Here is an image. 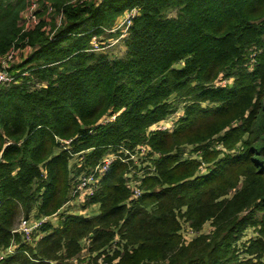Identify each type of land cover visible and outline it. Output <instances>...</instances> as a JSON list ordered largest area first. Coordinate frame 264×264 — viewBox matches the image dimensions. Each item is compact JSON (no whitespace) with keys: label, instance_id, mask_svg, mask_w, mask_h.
Wrapping results in <instances>:
<instances>
[{"label":"trees","instance_id":"16d2710c","mask_svg":"<svg viewBox=\"0 0 264 264\" xmlns=\"http://www.w3.org/2000/svg\"><path fill=\"white\" fill-rule=\"evenodd\" d=\"M37 2L40 22L22 33L31 0H0V56L32 47L0 87V251L20 244L0 264H74L88 236L89 264H264V0ZM132 7L122 55L90 50ZM181 102L171 131L151 130ZM140 145L149 159L117 158L102 176L98 212H65L32 243L13 232L21 215L55 214L104 156Z\"/></svg>","mask_w":264,"mask_h":264},{"label":"built area","instance_id":"2783aa9c","mask_svg":"<svg viewBox=\"0 0 264 264\" xmlns=\"http://www.w3.org/2000/svg\"><path fill=\"white\" fill-rule=\"evenodd\" d=\"M83 1L85 0H71V2H83ZM38 8H39V4L37 0H31V4L29 5V7L22 12L21 25L23 27L22 26L21 27L23 32L29 31L39 24L40 18L36 14V10ZM54 12H55V8L49 5L47 8V14L48 15L54 14ZM138 14H139L138 7H132L126 10L123 13V15L118 19V21L115 23V25L112 26V28L105 29V31H109V32L120 31L119 37L114 42L111 41L108 44H105L103 39H101L98 35H94L90 42L91 44L90 50L94 52L105 50V48L114 45L119 40V38H125L129 33V28L133 24V20ZM56 22L58 26L62 24L63 13H59L56 16ZM31 51H32V47L28 44H26L25 46L14 45L13 48L10 49L6 54L0 56V87L3 85H10L17 81V76H15L9 69L12 65L18 64L21 61H23ZM20 72L22 76H26L29 74L27 68L20 70ZM163 121L154 124L151 127V130L158 129V130L171 131L173 129V123L170 124L168 121L167 122H163ZM70 141L71 140H64L63 142L69 144ZM119 149H120L119 152L116 151L110 152L108 155L104 156L97 164H95L89 171L82 172L77 176V178L74 180L72 184V188L69 193V197L67 201L63 204L62 207H60V209L55 214L51 216H44L41 218H36L35 215H31L30 217H22L18 223V226L13 230V232L20 233L22 235L23 243H32L36 241V239L43 236L41 232V228L44 222H47L49 220L56 221L65 212L73 213L70 209L74 207L76 203L80 205V208L77 213H73V214L84 215V216L92 215V213L89 210V206H97V204L88 205V202L92 198V196H94V194L96 193L102 176L107 172L112 162H114V160L117 158H121L123 161L126 162L129 160H133L134 162L137 163L138 159L135 156L136 153L143 152L145 150L144 148H142V145L138 146L135 150H130L124 146H120ZM147 150L149 152V149ZM120 153H124L125 156L123 155L121 156ZM152 168L154 169V167ZM142 175H143L142 170L134 171L129 175L130 179L127 181V186L132 190L131 199L139 198L142 194V189L139 187L140 184L139 179L142 177ZM118 239L119 238H117L116 241ZM90 242L91 239L89 236L82 239L81 254L72 258L74 264L80 263V261H81L80 264H89L87 259V254H88ZM19 246L20 244L17 243L15 239H12L11 243L6 248L0 251V260L6 258L7 256L17 253ZM96 254L97 253H93L94 256ZM98 264H109V263L104 258H99Z\"/></svg>","mask_w":264,"mask_h":264},{"label":"rangeland","instance_id":"374dc122","mask_svg":"<svg viewBox=\"0 0 264 264\" xmlns=\"http://www.w3.org/2000/svg\"><path fill=\"white\" fill-rule=\"evenodd\" d=\"M24 24V23H23ZM22 26V25H21ZM23 27V26H22ZM27 32V31H25ZM22 33H24L22 31ZM119 34H120V31H115V32H109V31H104V33H102L101 35H98L101 39H103L104 43L105 44H108L109 42L111 41H115L118 37H119ZM121 39L123 38H119V40L112 46H109L107 48H105V50H102V51H105L107 52L110 56L112 57H117V56H121L122 53L124 52V47L122 45V42H121ZM17 63V62H15ZM230 81L228 79H225V78H220L218 81H217V84H226V83H229ZM183 105L184 103L181 102L180 103V106H179V109L178 111H176L175 113L169 115L166 119H164L163 122H169L170 124L173 123V127L176 125V122L177 120L180 118V116L182 115L183 113ZM65 143V142H64ZM66 145H68L67 143H65ZM142 148H144L145 150L143 152H139V153H136V158L138 159L137 160V164L144 162L146 160H141V158L143 159H149L150 157V154L148 153H151L150 151L148 152V147L146 145H142ZM192 151L191 148H188ZM189 150V151H190ZM191 153V152H190ZM140 158V159H139ZM205 171V169L202 170V172ZM134 175V174H133ZM79 208H80V205H78V203H76V205L74 207H72L70 210L73 212V213H77L79 211ZM89 210L91 213H96L99 211V206H89ZM24 217V216H20L18 218V220L16 221V227L18 226V223L19 221L21 220V218ZM15 227V228H16ZM183 235L186 239H189L191 238L192 236H195V232L193 231V229L190 227V225L188 223H184L183 224ZM211 229V223L210 222H207L204 227H203V230L202 232L206 233L208 232L209 230ZM255 236V232L252 228H249L247 231H246V234L244 236H242L239 240H238V246L242 247L243 248V243L248 240L250 237H253ZM241 257H244V254H241Z\"/></svg>","mask_w":264,"mask_h":264},{"label":"crops","instance_id":"0c3cea01","mask_svg":"<svg viewBox=\"0 0 264 264\" xmlns=\"http://www.w3.org/2000/svg\"><path fill=\"white\" fill-rule=\"evenodd\" d=\"M124 50H125V47H124Z\"/></svg>","mask_w":264,"mask_h":264}]
</instances>
